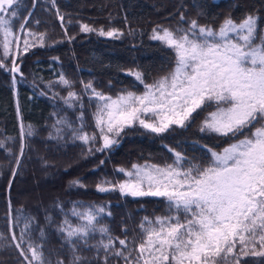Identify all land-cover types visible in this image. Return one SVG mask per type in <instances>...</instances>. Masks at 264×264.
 <instances>
[{
    "label": "trees",
    "instance_id": "obj_1",
    "mask_svg": "<svg viewBox=\"0 0 264 264\" xmlns=\"http://www.w3.org/2000/svg\"><path fill=\"white\" fill-rule=\"evenodd\" d=\"M17 10L19 16L11 25L13 35L8 39L12 43L6 59L0 31V59L7 68H19L18 72L0 68V142L4 145L0 148V264H28L20 255L21 249L14 246L24 229L23 219L16 223L22 216L35 219L30 242L33 247L42 245L43 256L50 264L58 260L74 264V255L81 256L83 264H105V252L99 243H107V235L99 231L91 234L87 246L78 242L74 254L58 232L65 219L73 225L79 223L71 216L74 204L81 206L79 210L90 205L104 207L98 227L109 229L115 241L112 251L122 248L116 238L126 239L132 249L141 242L140 225L145 217L154 220L176 212L169 211L163 197H133L118 189L100 192L97 184L103 185L105 180L123 182L128 178L117 169L130 171L133 164H172L175 152L206 167L211 162L209 149L220 152L244 136L228 139L201 132L204 112L194 114L195 119L186 128L173 126L161 134L136 125L117 137L119 144L113 148L88 154L91 145L76 140L73 132L83 123L85 132L98 133L94 114L103 101L85 91L84 85L91 82L98 92L113 99L126 91L142 94L144 84L130 73H143L144 83L152 84L175 66L174 52L151 38L153 28H186L191 20L219 28L227 17L239 22L253 15L258 17V34L264 35V0H21ZM25 18L28 23L22 29ZM81 24L97 30L119 29L121 35L115 38L101 36L98 31L82 32ZM39 34H46L44 46H40ZM26 46L28 51L24 50ZM61 75L71 87L60 81ZM69 91L76 92L78 99L65 103ZM21 126H31L32 135L22 140ZM102 144L98 137L95 147ZM76 179L85 187L73 186ZM180 218L183 222L182 214ZM22 248L31 258L27 243ZM136 255L133 251L132 256ZM262 259L247 257L240 264L245 260L247 264H261ZM107 264L125 261L109 255ZM216 264L226 262L218 260Z\"/></svg>",
    "mask_w": 264,
    "mask_h": 264
},
{
    "label": "snow or ice",
    "instance_id": "obj_2",
    "mask_svg": "<svg viewBox=\"0 0 264 264\" xmlns=\"http://www.w3.org/2000/svg\"><path fill=\"white\" fill-rule=\"evenodd\" d=\"M20 2L0 0L5 59L10 53L12 41L8 37L13 35L11 25L19 16ZM180 18L185 20L183 14ZM60 20L63 22L62 16ZM257 20L253 15H246L239 22L227 17L219 28L200 25L197 20L187 22L186 28L158 25L153 28L151 38L174 52L175 66L170 72L152 84L144 83L143 73H130L144 84L145 91L142 94L122 92L115 99L98 92L91 82L84 85L85 91L103 101L94 114L98 133L85 132L83 123L73 132L76 140L91 145L87 148L88 154L113 148L119 144L117 137L136 125L161 134L173 126L186 128L195 115L204 112L201 132H212L228 139L244 138L220 152L209 149L211 162L206 167L175 152L172 164H133L130 171L117 169L128 179L118 184L105 180L103 185L110 186L97 184L98 191L118 189L121 194L133 197H163L169 211L174 210L176 215L154 220L145 217L140 225L142 239L138 246L129 249L126 239L116 238L122 248L113 252L115 241L109 229L98 227L105 208L90 205L79 210L81 206L74 204L71 216L79 223L73 225L65 219L57 229L74 254L78 251V242L87 246L89 236L99 231L108 236L107 243L103 240L99 243L105 252V264L109 255L123 258L125 264H216L218 260L240 264L243 258H264V35L258 34ZM27 23L28 18H25L20 27L25 28ZM80 29L86 33L98 31L99 35L107 37L121 35L119 29L97 30L88 24H81ZM45 35L39 34L40 46H44ZM24 50L28 51V47ZM0 68L19 71L18 67L7 68L3 59H0ZM60 81L72 86L63 75ZM64 99L68 103L69 99H78V94L69 91ZM210 108L214 110L207 111ZM21 133L22 140L25 135L31 136V126L27 129L21 126ZM98 137L103 144L96 148ZM3 147L0 142V148ZM20 151L22 155L23 143ZM16 163L19 165V158ZM72 184L85 187L79 179ZM21 219L24 229L20 242L14 246L21 249L20 255L28 264H50L43 256L42 245L33 247L30 242L35 219L17 217L16 223ZM43 235L41 229V237ZM12 239L16 240L15 235ZM26 243L31 258L22 248ZM2 246L3 237L0 236ZM133 251L137 252L135 257ZM56 264L64 262L58 260ZM74 264H83L82 257L74 255Z\"/></svg>",
    "mask_w": 264,
    "mask_h": 264
},
{
    "label": "rangeland",
    "instance_id": "obj_3",
    "mask_svg": "<svg viewBox=\"0 0 264 264\" xmlns=\"http://www.w3.org/2000/svg\"><path fill=\"white\" fill-rule=\"evenodd\" d=\"M40 180H42L43 179V176H40V178H39Z\"/></svg>",
    "mask_w": 264,
    "mask_h": 264
}]
</instances>
